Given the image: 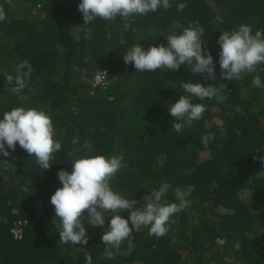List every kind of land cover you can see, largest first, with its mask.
Returning <instances> with one entry per match:
<instances>
[{
	"label": "trees",
	"instance_id": "1",
	"mask_svg": "<svg viewBox=\"0 0 264 264\" xmlns=\"http://www.w3.org/2000/svg\"><path fill=\"white\" fill-rule=\"evenodd\" d=\"M80 2L0 0L7 17L0 22V119L14 107L43 108L62 144L44 170L18 143L15 151L5 146L9 157L0 154V264H85L86 254L92 264H264V176L257 178L264 171L259 159L264 157V65L242 80L225 81L217 43L221 32L241 24L249 25L252 34H264V0H170L169 9L137 15L127 29L129 22L121 18L83 25ZM180 3L187 5L183 11H177ZM190 23L204 28L203 47L213 57L216 80H204L187 65L152 73L124 64L123 54L134 44L144 50L166 45L169 32L179 34ZM89 27L91 38L85 39ZM25 59L33 71L27 87L13 93L6 77L14 76ZM97 74H104L105 88L93 86ZM257 74L259 88L251 83ZM181 81L226 84L228 98L219 103L193 98L207 111L177 133L168 107L184 95ZM208 134L216 138L203 143L201 137ZM76 137L80 143L73 145ZM86 140L91 151L82 148ZM73 148L81 151L70 157ZM114 154L124 157L126 167L111 187L137 200L138 207L163 182L171 185L169 202L178 203L174 190L181 189L190 192V204L172 217L176 222L168 225L167 235L133 230V247L124 241L112 249V259L103 257L101 242L111 213L104 228L85 221L86 245L59 244L60 222L50 203L62 187L57 172L71 173V160L81 155ZM7 163L15 165V172ZM118 214L129 216L127 210ZM15 228L20 239L11 232Z\"/></svg>",
	"mask_w": 264,
	"mask_h": 264
},
{
	"label": "clouds",
	"instance_id": "2",
	"mask_svg": "<svg viewBox=\"0 0 264 264\" xmlns=\"http://www.w3.org/2000/svg\"><path fill=\"white\" fill-rule=\"evenodd\" d=\"M5 2L10 4L11 0ZM161 7L169 9L170 0H81L78 10L82 13L83 25H88L97 18L103 21L121 18L129 22L125 24L127 29L135 22V16L154 13ZM176 7L177 11H183L187 5L180 3ZM6 18L4 7L0 5V22H4ZM107 27L105 24V29ZM84 31L86 33L84 38L90 39L92 28H85ZM203 34V27L190 23L179 34L169 32L165 37L166 45H150L144 50L139 43L134 44L123 54L124 64L126 66L131 64L136 72L152 73L158 69L178 71L181 65H187L193 74L201 76L204 80H216L213 57L203 47ZM106 35L111 39L110 32ZM217 43L220 47L218 60L220 78L225 81L242 80L246 74L256 73L258 67L264 65V34L260 32L252 34L249 25L241 24L234 30L221 32ZM32 71V65L28 60L18 63L15 75L6 77L8 84L12 85L10 91L22 92L27 87ZM96 76L93 78V86L105 88L106 80L104 85L95 84ZM251 83L257 88L261 87L260 76L255 75ZM179 88L183 90L184 95L168 107L169 114L174 118L171 127L177 133L185 127H191L194 121L201 120L207 111L203 103H193V98L198 101L215 98L218 103L228 98L225 95L226 84L216 86L209 83L205 86L200 82L181 81ZM236 111L242 110L237 108ZM88 131L94 132V129ZM226 136L227 133L222 130L220 138L224 139ZM55 137L56 129L52 118L43 108L14 107L4 112L3 119H0V154L9 157L10 152L5 146L15 151L18 143L29 156L35 157L36 163L43 170L51 167L50 160L54 158V153L62 148L61 142ZM215 138L214 134H208L202 136L201 141L207 143ZM79 143V137L72 140L73 145ZM92 147L91 142L87 140L82 145L83 149L89 151ZM80 151V148H73L68 156L72 157L74 153ZM259 159L262 162L261 168L264 169V157ZM123 161L124 157L118 154L110 157L81 155L71 160V173L63 169L57 172L62 187L57 188L51 195L50 203L54 206L55 218L60 222L59 244L86 245L88 237L84 227L85 221L91 226L104 228L108 213H111V219L101 236V242L105 245L103 257L106 259H112V249L118 250L124 241L128 242V247H133L135 239L133 230L139 233L142 228H147L148 235L156 238L168 234V225L176 222L172 217L190 204L187 199L190 192L175 189L174 195L178 203L169 202L166 196L171 185L163 182L158 190H154L150 195H144V204L138 207L137 200L126 198L111 187L112 179L126 167ZM7 166L10 171L15 172V165L7 163ZM261 176H264V171L257 173V178ZM123 210L129 212L127 219L118 214ZM12 214H16L15 208L12 209ZM172 242H175L174 238ZM85 264H92L91 254L85 255Z\"/></svg>",
	"mask_w": 264,
	"mask_h": 264
},
{
	"label": "built area",
	"instance_id": "3",
	"mask_svg": "<svg viewBox=\"0 0 264 264\" xmlns=\"http://www.w3.org/2000/svg\"><path fill=\"white\" fill-rule=\"evenodd\" d=\"M95 84H105V76L104 74L97 75L95 78ZM12 234L14 235L15 239H20L21 238V232L19 229L15 228L14 230L11 231Z\"/></svg>",
	"mask_w": 264,
	"mask_h": 264
}]
</instances>
